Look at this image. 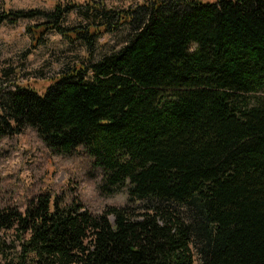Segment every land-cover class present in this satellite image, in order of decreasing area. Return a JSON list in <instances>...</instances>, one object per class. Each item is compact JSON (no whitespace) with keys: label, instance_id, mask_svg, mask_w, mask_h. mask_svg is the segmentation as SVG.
<instances>
[{"label":"trees","instance_id":"1","mask_svg":"<svg viewBox=\"0 0 264 264\" xmlns=\"http://www.w3.org/2000/svg\"><path fill=\"white\" fill-rule=\"evenodd\" d=\"M72 12L81 22L64 26ZM42 15L31 47L55 31L87 62L43 93L3 95L0 137L31 128L55 155L82 148L102 191L141 204L96 215L46 193L0 210V264H264V0H87L1 11L0 26ZM121 30L123 46L95 60Z\"/></svg>","mask_w":264,"mask_h":264},{"label":"rangeland","instance_id":"2","mask_svg":"<svg viewBox=\"0 0 264 264\" xmlns=\"http://www.w3.org/2000/svg\"><path fill=\"white\" fill-rule=\"evenodd\" d=\"M86 1L0 0V12L48 14L56 5H85ZM94 1L101 2L107 9H127L152 0ZM47 21L48 18L42 15L15 25L0 26V98L25 86L43 93L64 69L87 62L88 54L81 43L71 45L55 31L48 32L40 46L31 47L26 27ZM80 22L81 17L76 12L63 17L64 26L71 27ZM126 35L127 32L121 30L101 38L94 59L120 49ZM91 78L89 74L87 79ZM93 163L82 148L67 156L53 154L31 128L0 137V210L15 208L24 212L30 200L46 193L52 197H65L67 201L75 199L96 215L110 208L136 209L140 206L139 202L129 201L126 187L113 194L102 191L104 174Z\"/></svg>","mask_w":264,"mask_h":264}]
</instances>
